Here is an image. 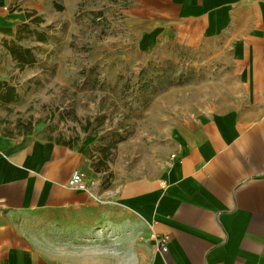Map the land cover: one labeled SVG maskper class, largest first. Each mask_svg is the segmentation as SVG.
Returning <instances> with one entry per match:
<instances>
[{"label":"crops","instance_id":"1","mask_svg":"<svg viewBox=\"0 0 264 264\" xmlns=\"http://www.w3.org/2000/svg\"><path fill=\"white\" fill-rule=\"evenodd\" d=\"M126 1L122 20L137 54L168 46L200 52L227 64L219 74L229 81L226 99L202 107L218 112L188 113L171 128L158 175L110 187L117 214L146 229L144 264H264V0ZM54 2L0 0V82L12 86L14 73L20 88L27 83V72H13L9 47L31 48L36 59L37 25L54 21ZM91 144L0 131V264H56L29 244L13 215L90 208L91 191L68 184L83 172Z\"/></svg>","mask_w":264,"mask_h":264},{"label":"rangeland","instance_id":"2","mask_svg":"<svg viewBox=\"0 0 264 264\" xmlns=\"http://www.w3.org/2000/svg\"><path fill=\"white\" fill-rule=\"evenodd\" d=\"M54 3V21L37 25L45 41L36 61L22 69L27 83L20 88L13 73V99L0 96V131H40L70 147L91 137L82 173L92 204L21 211L14 219L56 264H144L147 231L117 214L109 189L164 169L175 123L188 113L218 112L202 107L226 99L229 78L219 71L228 65L178 46L137 54L122 20L126 0Z\"/></svg>","mask_w":264,"mask_h":264},{"label":"trees","instance_id":"3","mask_svg":"<svg viewBox=\"0 0 264 264\" xmlns=\"http://www.w3.org/2000/svg\"><path fill=\"white\" fill-rule=\"evenodd\" d=\"M33 21L40 22L41 20L40 18H35ZM37 38L40 41H45V36H43L40 33L38 34ZM9 49L14 59L17 60V67H19L20 69H24V67L27 65H32L36 61L34 53L31 48H23L21 46L12 45L9 47ZM0 91H1L0 96L4 100L11 101L13 99L12 94L15 91L13 86H9L6 82H0Z\"/></svg>","mask_w":264,"mask_h":264},{"label":"built area","instance_id":"4","mask_svg":"<svg viewBox=\"0 0 264 264\" xmlns=\"http://www.w3.org/2000/svg\"><path fill=\"white\" fill-rule=\"evenodd\" d=\"M175 155H172L171 157L174 158ZM161 184H164V182H161ZM69 187L75 188V189H89L87 186V183L83 179V173L81 172H75L69 182ZM167 242V238H160L159 244L164 245Z\"/></svg>","mask_w":264,"mask_h":264}]
</instances>
